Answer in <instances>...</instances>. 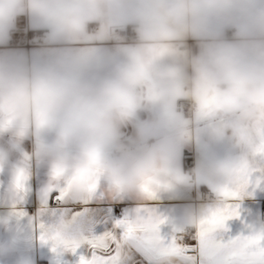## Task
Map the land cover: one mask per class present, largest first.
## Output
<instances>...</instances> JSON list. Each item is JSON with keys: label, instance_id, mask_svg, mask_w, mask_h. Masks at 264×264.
Segmentation results:
<instances>
[{"label": "clouds", "instance_id": "1", "mask_svg": "<svg viewBox=\"0 0 264 264\" xmlns=\"http://www.w3.org/2000/svg\"><path fill=\"white\" fill-rule=\"evenodd\" d=\"M20 32L31 38L15 43ZM257 168L264 0H0V264H33L58 187L134 202L206 188L219 202ZM34 175L41 208L21 218ZM206 215L186 207L180 239Z\"/></svg>", "mask_w": 264, "mask_h": 264}, {"label": "crops", "instance_id": "2", "mask_svg": "<svg viewBox=\"0 0 264 264\" xmlns=\"http://www.w3.org/2000/svg\"><path fill=\"white\" fill-rule=\"evenodd\" d=\"M197 159L196 149L185 151L184 168L188 161L191 160L194 165ZM262 176L264 169H253L244 180L228 190L224 196L225 202L208 201L205 193L209 190L206 188H201L199 192L181 188L169 193H153L144 201L134 202L126 197L107 198L99 184L91 185L94 188V194L91 196L84 194L90 185L78 191L68 185L58 187L52 197L43 202L42 216L33 227L35 248L30 252V259L33 264H77L79 255L87 256L88 252L86 249H81L74 254L71 247L61 246L59 239L79 235L77 232H66V223L74 220L79 232L85 235L89 232L100 235L105 231H112L114 221L118 220L119 211H122L123 216L127 214L128 218L135 212L137 219L143 210L149 208L157 210L163 221L160 231L169 240L178 242L175 221L179 220L184 209L189 206L196 207L197 210L207 209L201 228L196 231L198 237L209 227V222L215 219L216 214L221 213L228 206H232L234 210L237 208L239 215L227 222L228 231L224 234L225 238L264 237V228L255 225L257 222L264 224L262 218L264 185L261 186L259 182ZM41 179L42 176L34 175L21 187L17 207V215L21 218L31 216L41 208V202L36 195ZM61 190L68 193L66 200L56 199ZM234 192H239L242 197L234 198L231 195ZM127 264H147V262L143 257L132 253L128 257Z\"/></svg>", "mask_w": 264, "mask_h": 264}, {"label": "snow or ice", "instance_id": "3", "mask_svg": "<svg viewBox=\"0 0 264 264\" xmlns=\"http://www.w3.org/2000/svg\"><path fill=\"white\" fill-rule=\"evenodd\" d=\"M259 182L264 185V176ZM84 194L93 195V186ZM231 195L237 199L242 197L239 192ZM67 197L68 193L61 190L56 199ZM238 215V209L232 206L216 214L195 245L181 244L164 236L160 231L163 221L157 210L151 208L143 210L135 221L125 214L114 221L112 231L100 235L79 232L73 220L66 223L65 229L68 233H79L78 237L65 236L59 243L71 247L74 254L87 250L88 255H79L77 264H127L132 253L143 257L147 264H264V237L225 238L227 222Z\"/></svg>", "mask_w": 264, "mask_h": 264}, {"label": "built area", "instance_id": "4", "mask_svg": "<svg viewBox=\"0 0 264 264\" xmlns=\"http://www.w3.org/2000/svg\"><path fill=\"white\" fill-rule=\"evenodd\" d=\"M31 38V33L28 34L27 37L24 36V34L22 32L20 33H17V35L14 37V42L15 43H19L20 41H24L26 39H30ZM24 46H27V45H24ZM194 165L192 163V161H188L187 164H186V167L185 169H190L192 168ZM209 197H211V199H209ZM205 198L208 200V201H213L215 202V196L213 193H205ZM226 201V198L223 197V199L219 202H225ZM57 203H59V201H57ZM123 218V214H122V211H119L118 212V219H121ZM262 218H263V221H264V207H263V210H262ZM193 235H195V239H192L190 238L189 236H185L183 239H180L179 235L177 234L176 235V238L178 240V242L180 243H184L187 244V245H195L197 243V240H198V234L197 232H194Z\"/></svg>", "mask_w": 264, "mask_h": 264}]
</instances>
